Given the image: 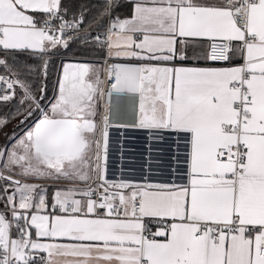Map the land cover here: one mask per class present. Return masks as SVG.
Segmentation results:
<instances>
[{
    "label": "snow or ice",
    "instance_id": "1",
    "mask_svg": "<svg viewBox=\"0 0 264 264\" xmlns=\"http://www.w3.org/2000/svg\"><path fill=\"white\" fill-rule=\"evenodd\" d=\"M132 3L0 0V264H264V0Z\"/></svg>",
    "mask_w": 264,
    "mask_h": 264
},
{
    "label": "trees",
    "instance_id": "2",
    "mask_svg": "<svg viewBox=\"0 0 264 264\" xmlns=\"http://www.w3.org/2000/svg\"><path fill=\"white\" fill-rule=\"evenodd\" d=\"M119 3H120V7L114 9V11L112 13L113 16H116V15L120 16V14L124 16L127 13H129V11H128L130 9L129 8V4L125 3V0H119ZM79 56H80V53H76L75 56H71L70 55L69 58L70 59H74V58L79 57ZM58 70H59V63H57L56 68L51 70L52 75H50V78H49L50 79V83H49V87L50 88H51L52 83L55 82L56 72H58ZM14 127H15L14 125H10L9 128L6 129V132L11 134ZM125 133L130 138L134 137V136H140L141 135V133H138V132H136L135 130H132V129H128V130L112 129L111 133H110V140H114L117 137V135L123 136V134H125ZM5 142H6V138L3 135H0V144H3ZM135 142L136 141H133L131 139L129 140V143H135ZM112 162H113L114 165L117 164V158H116L115 155L112 157Z\"/></svg>",
    "mask_w": 264,
    "mask_h": 264
},
{
    "label": "crops",
    "instance_id": "3",
    "mask_svg": "<svg viewBox=\"0 0 264 264\" xmlns=\"http://www.w3.org/2000/svg\"><path fill=\"white\" fill-rule=\"evenodd\" d=\"M125 3L129 4V13H127L126 15H121L120 14V18L123 19V18H131V15H132V8H133V3H132V0H125ZM132 63H138L136 61H133ZM129 117L126 115V114H122V119H128Z\"/></svg>",
    "mask_w": 264,
    "mask_h": 264
}]
</instances>
